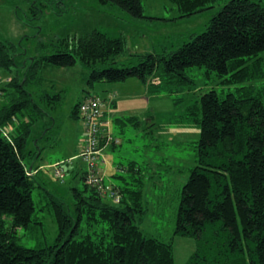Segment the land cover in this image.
<instances>
[{
  "label": "trees",
  "instance_id": "1",
  "mask_svg": "<svg viewBox=\"0 0 264 264\" xmlns=\"http://www.w3.org/2000/svg\"><path fill=\"white\" fill-rule=\"evenodd\" d=\"M22 1L28 3L32 18H39L37 0ZM99 1L116 4L133 17H144L141 0ZM170 1L179 10L176 18H181L211 8L219 0ZM23 37L17 42L0 40V70L10 77L0 83V264H176L173 241L146 235L138 223L148 209L143 199L144 180L134 188L133 180H139L134 174L145 173L136 161L123 167V171L131 169L124 173L128 177L117 174L122 184L110 185L121 193L120 202L114 203L86 182V163L80 153L75 156L80 160L69 171L73 179L83 180L82 187H71L76 217L61 197L37 179L47 165L40 162L28 168L24 163L25 157L34 152L38 159L42 157L48 149L44 142L48 130L56 124L46 119L39 101L60 100L64 92L45 71L50 66L71 67L78 62L91 68V86L108 85L102 94L88 92L84 98H99L104 117L110 121L104 108L115 97L111 89L130 77L142 81L150 91L152 87L160 90L175 81L193 82L186 69L204 66L207 74L213 70L219 75L232 72L224 81H248L223 97L211 89L201 95L199 105L195 101L185 108L180 122L199 130V159L181 191L175 233L202 238L208 224L221 221L220 229L226 236L218 241L214 235L212 242L216 244L209 248L214 252L213 261L223 264V256L229 259L232 254L233 263L241 264L248 248L254 264H264V83H252L264 80V4L229 0L213 15L206 31L169 54L148 53L140 56L139 64L130 66H119L126 39L111 37L100 29L75 38L73 45L66 39L38 44V32ZM40 47L50 51L43 53ZM82 101L75 104L74 116H80ZM115 119L120 126L142 125L137 115ZM43 120L46 126L38 129ZM8 124L13 129L5 135L2 127ZM117 144L103 138L99 146ZM68 159L48 165L53 172L55 164L65 169V163L72 164L74 158ZM66 173L56 178L64 181ZM37 186L50 196L59 234L53 244L30 248L18 242L17 233L34 223L32 192ZM83 220L92 231L78 239Z\"/></svg>",
  "mask_w": 264,
  "mask_h": 264
},
{
  "label": "rangeland",
  "instance_id": "2",
  "mask_svg": "<svg viewBox=\"0 0 264 264\" xmlns=\"http://www.w3.org/2000/svg\"><path fill=\"white\" fill-rule=\"evenodd\" d=\"M141 1L144 17H133L118 5L102 4L99 0H37L41 15L33 19L27 2L0 0V40L17 42L24 38L25 34L33 35L38 32V44L66 39L73 45L75 38L100 29L111 37L126 39V51L121 56L119 66L137 65L140 63V56L148 53L169 54L194 36L206 31L213 15L229 0H219L211 8L181 18H176L179 10L170 0ZM254 1L264 4V0ZM31 42L36 44V39L31 38ZM39 49L43 53L50 51V48L46 47ZM13 68L17 69L16 65H13ZM90 71L91 68L81 62L71 67L50 66L45 71L47 78L55 81L64 92L60 100L39 101L45 110L46 119L56 124L48 130L49 135L44 141L48 149L44 150L42 157L38 159V154L35 157L34 152L24 159L28 168L40 162L47 165L39 176L36 175L37 179L69 205L74 217L78 211L75 209L71 187H82L83 180L73 179L69 170L74 169L80 159L70 157L68 160L74 158L72 164L65 163L67 173L64 181L56 178L48 164L66 159L72 151L79 153L84 145L85 129L80 116L73 115V108L77 102L84 99L85 93L102 94L108 86L105 84L103 87L100 83L91 86L88 83ZM231 73L219 75L217 70H213L207 74L206 67L191 66L186 69V74L192 78L191 83L180 84L175 81L165 89L156 90L152 87L150 91L142 81L130 77L114 85L116 96L125 92L144 96L139 101V106L144 107V110L134 112L142 119L140 127L131 124L121 127L113 123L114 118L111 119V131L120 141L115 150L106 152H110L116 162H123L126 166L130 161H136L145 172L135 173V179L139 180H133L134 188H138L141 180L145 182L143 199L148 212L138 223L146 235L166 242L173 241L176 264H219L213 261L214 252L209 248L216 244L212 242L214 235L218 241L226 236V231L220 229L221 221L214 225L208 224L202 238L175 233L181 191L191 169L198 165L200 140L199 130L176 129L186 125L180 122L184 119L186 106L195 101L199 105L203 93L215 89L223 97L229 92H235L237 86L248 84V81H224V78L231 77ZM2 77L8 76L2 74ZM252 83L262 85L264 80H255ZM236 94L239 92L236 91ZM104 109L110 111L108 105ZM124 115L131 114L125 112ZM149 118L152 120L149 121ZM46 124V120L41 121L38 123V129H43ZM32 146L35 150L38 149ZM83 166L85 168V165ZM102 168L106 185L122 184L120 178L106 176L105 165ZM118 174L128 177L122 172ZM32 196L35 204L34 223H31L29 228H20L17 240L30 248L53 244L57 241L59 229L49 204L50 196L38 186L34 188ZM110 200L113 201L111 198ZM99 226L105 224L99 223ZM91 231L88 222L83 220L76 237L82 239ZM198 252L199 255L195 256ZM232 257V254L229 259L223 256V264H234ZM243 257L241 264H254V258L248 248Z\"/></svg>",
  "mask_w": 264,
  "mask_h": 264
},
{
  "label": "built area",
  "instance_id": "3",
  "mask_svg": "<svg viewBox=\"0 0 264 264\" xmlns=\"http://www.w3.org/2000/svg\"><path fill=\"white\" fill-rule=\"evenodd\" d=\"M9 80L10 77H2L0 70V83ZM102 106L100 99L93 96L84 98L80 104L79 113L85 129V139L79 155L86 163V182L95 186L103 196L111 198L114 203H119L121 193L104 183V175L101 169V163L105 161V157L103 154L104 148L99 146L100 140L106 138L108 143L111 141L119 143L120 141L111 133V121L104 117ZM12 129V125L8 124L2 127V133L8 135ZM52 167L57 178L64 177L66 172L63 167L57 164Z\"/></svg>",
  "mask_w": 264,
  "mask_h": 264
},
{
  "label": "crops",
  "instance_id": "4",
  "mask_svg": "<svg viewBox=\"0 0 264 264\" xmlns=\"http://www.w3.org/2000/svg\"><path fill=\"white\" fill-rule=\"evenodd\" d=\"M136 83H138V82H136ZM111 90H115V87ZM107 92L104 93V96L107 95ZM119 95H120V93H118L117 96L115 93V97L112 96V100H109L111 102V104L108 106H109L111 112L107 111V113H108L110 119L114 118L113 123L116 124L117 122L115 121L116 120L115 118L118 116H123L125 114V112H129L131 115H137L134 112H137L139 110H140V112H143L144 107L139 106V101L142 98H144V96L133 94L131 92H125L122 95H120V96ZM109 97L110 96H108L107 98L109 99ZM131 102H132V104H131ZM130 104L132 105V107ZM124 110H128V111H124ZM111 116H113V117H111ZM119 123L120 122H118V124ZM121 124L124 125L123 123H121ZM121 127H124V126H121ZM183 128L192 129L194 131L198 130L197 128H193L192 126H190V124H186L184 126H178L176 130L177 131L182 130ZM112 129H113V125H112ZM176 130H174V131H176ZM113 134H114V132H113ZM82 147L83 146H81V148H80V152L82 150ZM116 147H117V145H112V146H106L103 149L105 161L101 163V167L103 165L106 166V169H105L106 176L117 177L118 173H121V172L127 173L128 171L131 172V169L127 170V171H123L124 170L123 167L125 166V164L123 162L122 163L116 162L115 159H113L114 157L111 156V153L106 152V150H115ZM79 153L72 151L71 153H69V155L66 158L77 156ZM102 173H103V168H102ZM103 175H104V173H103Z\"/></svg>",
  "mask_w": 264,
  "mask_h": 264
}]
</instances>
